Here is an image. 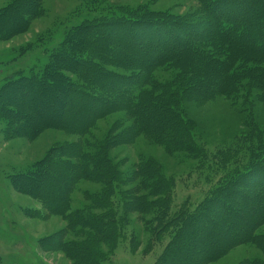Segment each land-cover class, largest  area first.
<instances>
[{"label": "rangeland", "instance_id": "374dc122", "mask_svg": "<svg viewBox=\"0 0 264 264\" xmlns=\"http://www.w3.org/2000/svg\"><path fill=\"white\" fill-rule=\"evenodd\" d=\"M13 1L15 0H0V13L8 9ZM237 1L250 6V9L246 11L247 16L253 15L256 20L264 24V10L262 9L264 0ZM37 10L38 14L29 17L26 5L19 7L18 12L23 15L24 20L28 19L25 29L18 30L20 23L17 22L15 29H6L10 26L7 25L9 22L0 23L2 35L4 32L5 34L12 32L0 38V264H83L75 258V251L70 250L78 245L82 246L80 248L85 251L83 254L86 258L88 257L90 264H264V246L261 247L254 241L235 244L224 240L229 239L232 234L228 230L231 223L237 225L243 221L245 226L249 223L246 214L264 208V179H262L264 170L255 173V176L247 180V183H242L243 186H235L243 191V196L237 193L223 195V198L230 199L240 209L243 215L242 220L233 218L224 206L215 205L207 215L209 222L201 227L205 230L203 236L197 240L194 239L191 232L199 229L191 225L187 230V235L182 238L187 241L186 247L179 252L183 256L172 263L171 259H166L168 255L166 253L173 229H170L162 239H155L157 233L155 231L157 225L153 224L155 214L144 215L140 212L123 211L125 207L123 202L126 201L125 193L124 195L116 193L110 199V204L113 203L112 207H116L119 212L117 211V216L113 212L110 213L116 217L110 216L108 221L104 222L106 215L104 218L102 216L107 206L101 209L100 207L106 202L98 203L99 206H93L92 203L95 194L104 189V181H102L103 184L86 179L75 182L70 169L67 168L66 171L69 173L67 175L64 168H61L68 178L64 180L65 184L69 182L67 186L70 189V213L82 215L86 213L87 216L89 213L86 210L79 211L78 209L90 208V215L98 219L93 222H99V225L96 224V229L100 233L94 234L92 229L77 224L72 225L61 213L48 210L39 198L42 197L41 193H34L39 189H45L44 193H48V187L52 183L51 177H57L58 172L51 169L49 165L45 166V177L42 183L37 185L40 188L32 186L29 182L25 184L23 180L15 178L16 175L32 169L55 147L77 145L82 152L90 151L91 147L97 152V149L104 146L110 137L113 138L135 125L133 110L130 112L121 109L114 110L99 118L89 133L47 128L43 131L37 130L40 132L33 138L31 136L33 134L32 125L25 122V119H31V115L29 111L25 113L22 109L27 110L31 105L35 106L36 103H44L46 100L40 97L39 92L24 93L23 89L17 88L9 90L12 84V82L9 83L10 81L28 75L43 82L44 88L46 87L51 93L58 91L62 83L67 84L72 81L88 87L89 92L100 94L102 99L104 98L105 95L102 94V96L95 87L82 82L76 71L71 73L66 70L64 62L58 59L61 57L65 59L66 67L68 64L71 68L78 67L76 62L88 64L89 60L97 61L100 70L105 69L111 71L113 75L116 74L114 76H120L114 78L115 82L120 81L118 78L127 79L130 76L134 81L149 73L152 83L157 85L156 90L159 94L165 91L164 98L167 101L176 102L175 108L172 109L174 112H171L172 116L176 115V120H183L184 125L187 126L186 131L195 137L200 145L208 148L209 156L202 162L199 157L195 158L184 152L174 151L166 142L157 141L153 134L148 135L143 132L135 133V137L133 139L131 137V140L122 137L120 142L110 146L109 156L114 168L118 170L117 177L122 178V182L118 181L119 178H115L120 188L124 187L122 184H126L127 188L137 187L139 193H144L139 187L140 179L153 178L151 180L153 181L155 170L160 172V177H174L177 185L173 209H178L184 202L195 207L213 187L219 185L220 179L236 165L237 162L229 163V161L222 167L220 158L212 160L216 155L215 152L234 145L235 151H239L238 154H240L236 157L245 161L248 158L246 149L250 143L264 142V63H255L258 66L256 70L261 80L249 84L246 78L239 79L227 94L225 93L226 95L216 94V92L211 95L212 93L207 94L204 90L196 89L195 84L191 82L193 79L191 80L186 75H179L178 70L166 64L156 66L150 71L147 68L140 70L137 66L125 68L109 64L110 59L124 63L125 57L132 58L137 64L142 55L132 54L125 46L132 43L138 48H143L142 45L137 44L138 40L133 43V39L125 35L126 31L121 34L118 29L114 28L117 24H113L111 19L118 16L136 17L137 14L150 19L168 20L177 37L186 38L188 36L186 32H189V29L197 25L210 26L208 12L201 0H43ZM212 14L211 17H213ZM24 15L28 18L26 19ZM175 20H183L186 25L182 23L179 27ZM95 23L102 26L94 27ZM188 24L192 25L189 29ZM112 25L114 29L111 28ZM156 28L163 29L161 25ZM120 29H122L121 26ZM137 29L142 36L149 35V30ZM156 37L158 36L151 35L147 39L154 40L155 43L152 50L154 52H148L149 62L157 58L155 53L161 55L165 50H181L172 45L173 39L170 38L169 33L161 32L159 39ZM110 39L112 40L109 41L112 45L110 47H115V49L101 52L107 61L94 58L91 50L97 47L94 49L100 51L101 44ZM157 45L158 48L155 50ZM161 46L164 49H161ZM241 64L242 61L238 60L233 69L242 68ZM47 70L50 77L54 78L51 81L42 76V73ZM228 70L229 73L234 72L230 68ZM239 72L241 75L244 74L243 70ZM55 73L61 76L55 77L53 75ZM97 78L104 82L106 79L98 75ZM196 79L194 82H197ZM138 80L141 81V79ZM145 87L147 89L149 86L142 83L139 87L140 91ZM139 88L132 89L133 93L138 94ZM212 88L217 90L220 86L213 84ZM68 96L67 93H63L59 98L61 101L70 100L72 107L76 102L87 101L77 94L73 95L72 99ZM113 100L119 102L116 98ZM51 101L56 103L58 99L54 98ZM95 105L99 108L101 103H93L90 105V110L94 109ZM38 107L40 108L38 112L54 118L58 114L69 117L68 115L73 113L71 109L58 110L60 112L58 113L47 104ZM74 110L78 115L77 122L85 119L83 112ZM87 141L93 143L94 146L82 145ZM209 160H212L210 169L208 168ZM88 169L89 167L87 171ZM27 186L36 191L29 190ZM52 192L49 194L50 200L61 195L58 189ZM86 218L89 219V217ZM240 228H243V225ZM263 233L264 223L257 229L254 240H258L260 244L264 243L257 235ZM106 235L107 240H105ZM218 239H220L219 242L224 241L225 244L217 256L206 260L205 254L221 246L217 244L218 242H214ZM171 255L175 256V252L173 254L171 252Z\"/></svg>", "mask_w": 264, "mask_h": 264}, {"label": "trees", "instance_id": "16d2710c", "mask_svg": "<svg viewBox=\"0 0 264 264\" xmlns=\"http://www.w3.org/2000/svg\"><path fill=\"white\" fill-rule=\"evenodd\" d=\"M42 1L43 0L13 1L8 9L3 13H0V23L4 24V22H9L7 25L10 26L6 29H15V23L17 22L20 23V28H18V30L25 29L28 23V17H25L24 15L27 19L24 20L23 15L18 12L19 7L26 5V11L29 12L27 15L31 17L39 13L37 9ZM201 2L208 12V22L210 26L203 27L202 25H197L193 29H189L192 25L188 24L187 28L190 31L186 32V34H188L186 38L177 37L168 20H160L158 18L150 19L144 15L140 16L137 14L135 15L136 17L118 16L111 19L113 24H117L116 26L114 25V28L118 29L121 34L126 31L125 35L128 38H132L134 41L133 43L139 41L137 44L142 45L143 48H138L132 43L125 46L132 54L142 55L140 62L138 61L137 64L134 63L132 58L130 59L128 57H125L124 63L110 59L109 64H115L125 68L137 66L140 67V70H142V68H147L149 71L156 66H163V64L173 66L180 72L179 75H186L189 76L191 80L193 79L191 82L195 84L196 89H201V91L204 90L207 94L212 93L211 95L215 92L216 94L223 93V95H226L229 89L234 86L235 82L239 79L246 78L249 84L254 83L256 80H261V76L256 70L258 66L255 65V63H264V24L261 21L256 20L253 15L247 16L246 11L250 9V6H246V3L238 2L237 0H201ZM262 9L264 10V7ZM211 14L213 17H211ZM175 21L179 27H181L180 24L182 23L186 25L183 20ZM96 25L101 24L95 23L93 26L96 27ZM159 25H161L163 29H157L156 26L158 27ZM120 26L122 29H120ZM3 27L5 26L3 25ZM111 28L114 29L113 25ZM137 28L149 30V35L142 36L139 34ZM161 32L169 33V35H171L170 38L173 39L172 45L179 47L181 50H165L161 55L155 53L157 58H154L152 62H149L148 52H151L154 49L155 43L153 42L154 40L150 41L147 39H149L151 35L158 36L156 38L159 39ZM11 33L12 32H7L5 34L4 32L2 35L1 32L0 38L10 35ZM109 41L112 40H105L101 46L98 44V46H100L99 49L101 48L100 51L94 49L97 47H94L91 50V54L94 58H102V61H107L101 52L104 50L110 51L111 49H115V47H110L112 45ZM121 47L123 46L121 45ZM157 48L158 45L155 50H157ZM161 49H164L163 46H161ZM58 59L60 62H64V68L66 70L71 73H75L76 71L82 82L90 84L95 87L96 91H99L101 95H105H102L104 100L100 94H92L88 91V87L72 81L67 84H61L60 82L61 86L58 87L59 90L53 91L52 93L49 92L46 87L44 88L42 85L43 82L37 81L38 79L33 78V76L30 77L24 75L14 81H10L9 83L12 82V84L9 86V90L17 88L23 89L24 93H30L33 91V94H36L39 92L40 97H44L46 100L44 103L39 102L36 103L35 106L31 105L27 110L22 109L25 113L29 111L28 113L31 115V119H25V122L26 124L32 125L31 128L33 134L31 136H33V138L39 134L40 131L37 130L40 129L43 131L47 128H60L67 131L73 130L77 133H89V130L94 127V123L98 121L99 118H102L117 109L126 110L127 112L133 110L132 112L135 114L134 119L136 123L131 126L132 128L123 130L113 138L110 137L109 141L104 144V146L97 149V152L91 147L92 145L94 146V144L88 141V143L86 142L82 145L91 147L92 149L90 148V151H85L83 147L82 149L84 151L82 152L81 148L77 145L55 147L57 150L54 148L49 151L47 157L38 161L32 169L16 175L15 178L21 181L23 180L25 184L29 182L32 186L39 187L37 185L42 183V180L45 177L46 165H49L51 169L58 172L57 177H51L52 183H50V188L48 187V193H44L46 191L45 189H39L37 192H34L41 193L42 197L40 196L39 198L42 200V203L47 206L48 210L61 213V215H63V217L72 225L77 224L92 229L94 234L96 232L100 233V231L96 229V224L99 225V222H93V220L98 219H96L95 216L92 217L90 215V208L78 209L79 211L86 210L89 213L87 216L86 213L83 215L80 213H70V189L67 186L69 182L67 181L68 183L65 184L66 182L64 180H67L68 178L65 176L66 174H64V172H67L66 170L69 168L70 172L73 174L72 177L75 182L86 179L103 184L102 181H104V189L102 192L96 193L95 199L92 201L93 206H99L97 205L98 203L104 204L106 202L104 206L100 207L101 209L106 208L107 206L102 216L104 218L106 215L104 222H107L110 216L114 217L113 214L110 213L113 212L117 216V211L119 212L116 207H112L113 203L110 204V199H112L116 193H121L122 195L125 193L126 201L125 203L123 202V205H125L123 211L128 213H131V211L140 212L144 215L151 213L155 214L153 217V224L157 225L155 228V231L157 232L155 234V239H162L167 233H169L170 229H173V232L171 231L172 236L166 253L168 254L166 259H171L172 263H175L176 260H179L183 256L179 254V252L186 247L187 241L182 238L184 235H187V230L191 225L193 228L196 227L199 229L193 231V233L191 232L194 239L197 240L199 237L201 238L203 236L202 234H204L205 230L203 228L201 229V227H203L204 223L209 222L210 219L207 218V215H209V212L215 205L224 206L233 218H236L239 221L242 220L243 215L241 214L240 209L235 206L230 199H227L226 197L223 198V195H227L226 193H237L238 195L243 196V191L238 190L235 186H243L242 183H247V180L254 177L255 173L264 170V142H258L255 144L250 143L248 149H246L248 158L245 161H243L244 159L242 158L238 159L236 157V155L239 156L240 154H238L239 151H235L236 147H233L234 145L222 148L215 152L216 155L212 160L220 158L222 167L229 161V163H237L232 170L220 179L219 185L213 187L209 191L210 193H207L204 199L195 207H192L188 202H184L178 209H173L177 180L174 177H160V172L157 170L153 171L155 173L153 181H151L153 178L140 179L139 187L144 193H139L137 187L127 188L126 184H122L124 187L120 188V186H117L115 180L118 176V170L115 169V166L111 163L108 150L111 145L120 142L122 137L131 140V137L132 139L135 137V133L139 134L140 132H143L148 135L153 134L157 141L159 140V142L161 141L169 144L170 149L184 152L191 157H199L202 162L209 156L208 148L205 145H200L196 138L192 137L191 134L186 131L187 126L184 125L182 119L176 120L177 116L174 115L175 118L172 116L171 112H174L172 109L175 108L176 102L172 100L171 102L167 101L164 98L165 91L161 92L162 95L159 94L156 90L157 85L152 83V80L148 75L149 73L139 77L138 79H141V81L138 79L132 81L131 79L133 77L130 76L127 79L118 78L120 81L115 82L116 80H114V78L120 76H114L116 74L113 75L111 71H106L105 69L100 70L99 64L96 63L97 61L89 60L88 64L74 61L78 67L71 68L68 64L66 67L65 59L63 57ZM238 60L242 61V64L240 65L242 68L237 69L236 67L233 69ZM228 68L234 72L229 73ZM241 70L244 72L242 75L239 72ZM47 73L48 70L46 72L44 71L42 76L47 77L48 81L54 79L53 77H50L49 73ZM53 75L55 77L61 76L57 75V73ZM97 75L105 77L106 83L99 80ZM195 79L197 82H194ZM142 83L149 87L147 89L145 87L140 91L139 87ZM213 84L220 86V88L214 90V88H212ZM135 85L139 88L138 94H134L132 91V89L136 88ZM38 89H40V91H38ZM63 93H67L69 99H72L73 95L77 94L79 97L85 98L88 102H76L72 107L70 105V100H60L59 97ZM54 98L58 99L56 103L51 101ZM114 98L118 99L119 102L114 101ZM35 99L39 100V98L36 97ZM93 103H101V105L99 108L95 105L94 109L92 108V110H90V105H93ZM42 104L51 106L52 109L57 110L58 113H60L58 110L61 111L62 109H71V111L73 110V113H70L71 115H68L69 117H64L63 114H58L55 118L45 114L43 115L41 112H38L40 109L38 106ZM74 109L79 110L80 113L83 112L85 114V119L81 122H77L76 117L78 115ZM14 120L13 122H15ZM157 131L158 135L156 136ZM212 160L208 161V164L210 165L208 167L209 169L212 167ZM88 167L89 169L87 171ZM151 167L154 169L153 166ZM61 168H64L65 171L63 172ZM68 174L69 173L67 172V175ZM117 178H119L118 181L122 182V178ZM262 179H264V175H262ZM28 189L36 191L34 188L31 189L28 187ZM57 189L61 195L50 200L49 194ZM97 200L99 202H96ZM259 209H257V211H252L251 214L250 212L246 214L249 223L245 224V226V222L243 221H241L242 223H237V225L231 223L228 230H230L232 234H230L229 239H224L225 242L228 241L229 243L234 242L235 244H239L242 242L254 241L258 243L259 246H264V243L260 244L258 240H254L257 229L264 223V208ZM85 217H89L90 220L87 218L85 219ZM193 223H196V225H193ZM242 225L243 228H240ZM106 226H108V224H106ZM257 235H259L264 241V233ZM107 239L108 236L106 235L105 240ZM219 241L220 239L214 242H218L217 244L221 246L205 254L204 258L206 260L217 256V253L225 244L223 243L224 241ZM80 247L82 246H74L70 250L75 251V258L83 262V264H90L87 260L88 257L86 258L83 254L85 251ZM171 252L172 254L175 252V256H170ZM254 263H256V261Z\"/></svg>", "mask_w": 264, "mask_h": 264}]
</instances>
